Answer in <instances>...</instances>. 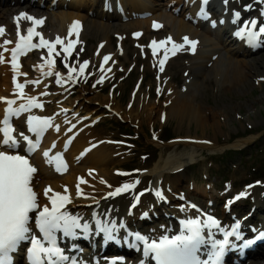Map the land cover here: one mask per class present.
<instances>
[{
  "label": "snow or ice",
  "instance_id": "6c2138e0",
  "mask_svg": "<svg viewBox=\"0 0 264 264\" xmlns=\"http://www.w3.org/2000/svg\"><path fill=\"white\" fill-rule=\"evenodd\" d=\"M207 3L208 0H201V7L197 13L205 18L208 15L204 7ZM21 18L32 21L33 25L43 23L42 19L30 17L26 13H20L16 17L18 41L16 42V47L11 50L14 70L18 67L17 60L20 53L31 48L47 47L49 57H51L55 45L63 43L60 37H57L54 42L45 40L41 33L34 31L33 26L26 29L27 35H21L19 33V21ZM239 20L240 13H234L233 22L236 23ZM157 26L159 25L154 22V27ZM78 28L79 22L74 21L69 28V38L73 31H78ZM4 31L5 29L0 27V34H3ZM136 35H139V33ZM234 35L245 38L246 42L253 46L264 44V25L258 26L257 20L244 21ZM33 36L40 37L39 44L32 43ZM183 40L185 44H190L192 50L195 51L196 41H191L188 37H183ZM169 42H171L172 47L171 49L165 48V58L160 61L161 65L167 59V53L169 51L174 55L177 50L184 47L183 44H177L172 41L170 36L164 41H160L159 45L162 46ZM7 43H11V41H5V44ZM73 43L69 39L64 51L70 52ZM157 46V42L153 40V54H155ZM104 59L107 61L109 57L105 56ZM0 62H3L2 54H0ZM87 64L88 61H85L80 66L81 73ZM48 65L49 71L45 74L51 75V67L54 66V61L49 59ZM38 67L43 68L44 66L40 65ZM73 71L75 69H69V79L72 78L71 72ZM56 75L60 77L61 74L56 73ZM56 82L60 83L61 80L58 78ZM14 83H16L15 77ZM27 83H37V81H28ZM24 87V84H16V88L21 90V96H23L22 89ZM0 100H5L9 105L5 109L3 121L0 122L3 124L0 131L4 135V139L0 143V148L6 147L11 150H16L19 148L20 143L10 135L12 132L10 124L11 117L13 115H19L20 112L27 111L29 108L42 107V105L37 103L35 97H29L27 104H21L19 108L12 107L15 104V100H7L6 98H0ZM28 125L31 132L40 136L50 126V118L29 116ZM23 139L28 141L29 147L26 151L31 152L34 147L32 141L27 136H23ZM44 155L48 156V152L46 151ZM56 159H60L59 154ZM62 167L63 165L57 163L56 170L60 171ZM35 172L36 169L29 165L25 156L18 154L11 155L8 152L0 151V264H12L10 253L14 252L20 242L25 240H28L31 245L28 249L31 264H62L64 261H70V264H76L74 259L64 255L63 250L57 246L56 233L62 232L65 236H73L76 234L77 229L83 228L84 230H88L89 225L87 223L82 224L80 217L73 216L67 211H61L64 205L70 202V197L67 194L61 193H53L52 196H48V193L52 191L50 187L45 189V196L49 199L51 207L49 208L47 205L41 207L38 203L37 193L31 187V181ZM78 179L81 183L86 182L83 178ZM133 186L131 184H125L121 188H117L115 192L109 193V196L118 195ZM65 193H67L66 187ZM77 194H82L79 184L77 185ZM157 195H160V193H157ZM32 213L35 215H30ZM97 223L98 230L105 233L106 239L110 240L115 238L112 235L114 231L113 227H110L108 224L100 225L99 222ZM32 224L35 225L36 230L41 236L37 237L33 233ZM180 224L181 230L178 234L171 236L163 235L158 239L149 240L148 237L138 233L134 234L137 241L143 242L142 251L145 259L141 261V264H146V261L149 264L151 262H154V264H221L225 246L230 245L229 237H235L236 240H243L242 234L239 231V222L231 226V231H226L221 228L219 222L212 216H208L204 221H201L199 218L182 220ZM213 228L223 232V239L216 240L212 238L214 235L212 232ZM205 229H207V237L205 236ZM260 237H264V233H261ZM253 242L252 240L244 241L241 247H247ZM208 245H210V250L206 247ZM231 246L235 247L236 245L233 244ZM202 254L206 258L202 259Z\"/></svg>",
  "mask_w": 264,
  "mask_h": 264
},
{
  "label": "rangeland",
  "instance_id": "374dc122",
  "mask_svg": "<svg viewBox=\"0 0 264 264\" xmlns=\"http://www.w3.org/2000/svg\"><path fill=\"white\" fill-rule=\"evenodd\" d=\"M88 53L89 49H85L83 51L84 55H87ZM262 63L264 64V60L262 61ZM130 81L133 82L131 79ZM206 82L207 83L204 85L205 96L201 101L202 105L200 108L202 116V111L205 110L204 114L207 124L206 130L203 131L201 129L202 127L196 123H193L190 126L185 123L182 127H178V120L176 121L175 119H169L168 122L164 123L163 127L165 126L166 128H169L171 126L175 135H178L175 143H153L156 146L158 153H162V161L165 159L167 160L173 158L174 155L181 156V153L193 152L195 156L193 158V163L187 170L184 171L183 174L187 179L182 183V186L179 187V189L182 187H187L185 186V184L188 183V180L195 181V183L199 182L200 184L204 183L205 180L203 179V173L207 169H209L212 179L220 181L225 178L223 176L216 175L214 171L220 172L223 170L222 167L224 165L221 161L220 155L226 153L227 151H230V153L228 154L229 162L226 164V168L229 169L230 167L233 172L230 174V176L233 178L240 179V177H242L240 174L244 171H247L246 174L249 175L250 172H256V170L260 171L264 168V84L260 87H257L251 77L250 80H245L243 84L241 83V90L239 91H227L226 89H224L218 94H213L211 92V83H209L208 81ZM97 94V91L89 89V92H87L84 97L87 95L88 100H92L93 102H95L90 104L89 101H87L92 107H94L95 104L98 103V111H102L104 110L103 103H108L109 99H107V95H105L104 93L102 96H98V99L96 98ZM104 96L106 98L101 99ZM127 98L128 93H122L120 100H122L121 102L123 105L126 104ZM83 103L86 104L85 100H83ZM154 104L156 105V107L153 108L151 117L148 115L149 110H143L140 112V120L132 119V123L140 125V130L144 131V137L147 136V134L145 133L147 126H149L151 122H159L160 119L159 109L161 108L162 104ZM103 119H105L104 123L107 126H110L111 119H109V117H107L106 115H104ZM113 125H111L108 130L111 135L113 134L111 129ZM115 129H117V127ZM101 131V129L96 131L99 138L103 137L100 134ZM238 132L239 134L241 132H247V134L237 138H233ZM198 136H206L209 138V140H212L213 143L209 146H213L214 143L221 146L224 145L222 147H225V151L216 152V149L213 150L205 147L197 148L191 146L192 143L198 144ZM241 141H246L245 146L243 145L244 147H247L244 156L238 155V152L236 151L243 147L234 146L235 143H239ZM147 142L150 141L147 139ZM113 148L115 149L114 146ZM249 149H251L252 151ZM222 150L223 149H221V151ZM158 153L157 158L153 163L154 167L158 162ZM121 154L122 155H120V160H116V162L112 160L114 164L117 166L122 165L124 167L130 166V164H128V162L131 160L129 154ZM254 159H257V162L254 163ZM150 170L144 171L142 173V175H144L143 178L152 180V177L154 175H150ZM134 173L136 172H120L117 176V180L126 182L125 179L127 180L132 176H136L134 175ZM227 173H229L228 170ZM172 177L173 179L177 178L176 175H172ZM111 179L117 181L116 175H113ZM106 183L107 180H104V185H106ZM148 194H150V196H154L155 190L152 188Z\"/></svg>",
  "mask_w": 264,
  "mask_h": 264
},
{
  "label": "bare ground",
  "instance_id": "6f19581e",
  "mask_svg": "<svg viewBox=\"0 0 264 264\" xmlns=\"http://www.w3.org/2000/svg\"><path fill=\"white\" fill-rule=\"evenodd\" d=\"M138 4L142 5V6H147L144 1H141ZM78 7L79 6H76L74 8H78ZM154 10L156 11V15L161 16V17L164 16L167 19L168 23H170L173 28L177 29L178 34L180 32L187 30L186 24L181 19H177L174 16L170 15L169 12L166 11L165 9L158 8V9H154ZM74 16L81 17L83 15L79 11L61 10L54 17L55 20L60 19V21H62L63 24L66 20L70 19L69 26H68V36H69L70 26L73 24L74 21H77ZM147 23H148V19L147 20H137L134 23H132L130 26H137V25L143 26V25H146ZM111 27H112V25L110 23L104 22L103 20L89 19V28L95 29L98 32L104 33L105 35L108 34ZM53 31H56V30L54 29ZM204 32L211 37V34L208 31L204 30ZM76 35H77V31H73V33L71 35L72 38H68L67 36L62 35L64 48L67 46L69 39L74 42L73 47L70 50L71 52L74 51V47L79 46V44H80V41L78 39L73 38ZM211 39L213 40L214 38L211 37ZM76 42H77V44H76ZM228 45H229V47L227 48V54H228L229 60H228L227 65L224 66V63L226 62V58L222 57L221 59L216 60L212 70L222 69V71L224 72L225 76L222 77V81L220 83V86L223 90L225 88L227 91H236V90L239 91V90H241V88H240L241 83L243 84L245 82V80L248 81V70L246 68L248 66H251V65L256 66L258 63L260 66V61L257 59L249 60L246 57H236L235 52L237 51V49L235 47H233L232 45H230V43H228L227 46ZM208 51L209 50H203L201 52V54L197 55V59H196V63H195L197 68L201 67L202 61L207 56ZM98 53L99 54L101 53V55H102L101 59H102L103 67L105 68V70L103 71V75L106 76L107 71L110 70V65H108L106 63L107 61H105L104 57L108 56L109 50L99 49ZM230 57H233V59H230ZM34 60L37 61L38 65L40 66L39 63H41L42 60H45V58L42 55H38V58H34ZM5 71H6V69H5ZM14 74L15 73H11L8 76L6 73L5 77L0 78V91H1L2 85L4 87H7V88L13 87L12 82H13V79L15 77ZM204 81H206V80H202V81L197 80L196 81L197 85H196V88L194 89L195 91H194L193 95H188V93H187V94H183V95L178 94L176 96L174 93V96H168L169 97L168 99H171L172 102L167 103V108H165L163 111L165 118L167 117V119H175L176 121L178 120V122H179L178 127H182L183 124H185V123L188 126H190L193 123H196L202 127L201 129L203 131H205L206 127H207L206 117L204 114L205 110L202 111L203 116H204L203 117L201 115V109H200L201 105H202L201 101L204 99V96H205V87L203 86ZM168 92H170L169 88H168ZM102 95H103L102 92L97 94V98H98V96H102ZM104 98H106V97L104 96L101 99H104ZM147 101H148L147 99H144V101L138 102V104H137L138 106L133 105L130 108H128L127 110H125L123 105L118 100L115 107L118 109H124V112H126L125 114L126 115L128 114L129 116H131L133 118L139 117L141 115V113H139V112H141L143 110L144 111L149 110L148 115L151 117L152 113H153V108L156 107V105L154 103H151V101H149V102H147ZM73 102H74V100L72 98H70L69 103L73 104ZM161 109H159V116H160ZM36 111H37V109L35 107H32V108H29L25 112L28 115H31V114H34ZM85 111L86 112H93V107L86 105ZM101 113L102 112H99L97 114L95 113V114L100 115ZM199 137H205V136H199ZM245 143H246V141H241L239 143H235L234 146L243 145ZM191 146L197 147V148L198 147H200V148L205 147L206 148L205 145H197L195 143H192ZM98 149L99 150H97L94 153L93 157H90L87 162L92 163V164H96L99 166V167H97L99 169L98 173H99V177L102 178L103 175L106 176V174H108V169H107L108 166L106 165V163L109 161V158H107L109 154H108V149L106 150L104 147H100ZM210 149L220 150L222 148H216V146H213V147H210ZM184 154H188V155H186L185 157H182V156L178 157L177 155H174L176 157L170 158L167 160L165 159L163 161L161 158H159L156 166L150 170V173L154 174L155 179H157L159 176H162L163 171L167 170L168 168H170V169L179 168L180 166L186 164V162H188L193 157V152L192 153L186 152V153H183V155ZM184 171H185V169L177 174V178L175 181V184L177 186H178V184L182 183L185 180V176L183 175ZM66 178L69 179L70 175H68ZM72 181H73V178H72L71 182ZM155 181L157 183H159V179H157ZM49 182L56 185V181H54V180H51ZM171 184H172V182H171ZM76 191H77V182L73 181L71 191H68V194H70L72 192H76ZM197 191H204V189H202V190L198 189ZM140 198H141V195H140ZM118 203H121V202H118Z\"/></svg>",
  "mask_w": 264,
  "mask_h": 264
}]
</instances>
